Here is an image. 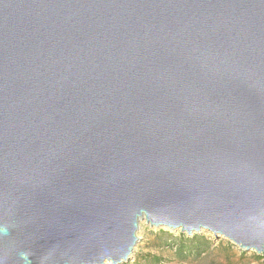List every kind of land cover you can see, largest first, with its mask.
<instances>
[{"label": "water", "instance_id": "1", "mask_svg": "<svg viewBox=\"0 0 264 264\" xmlns=\"http://www.w3.org/2000/svg\"><path fill=\"white\" fill-rule=\"evenodd\" d=\"M141 221L264 257V0H0V264Z\"/></svg>", "mask_w": 264, "mask_h": 264}, {"label": "rangeland", "instance_id": "2", "mask_svg": "<svg viewBox=\"0 0 264 264\" xmlns=\"http://www.w3.org/2000/svg\"><path fill=\"white\" fill-rule=\"evenodd\" d=\"M158 230H163L172 235L173 239H168L167 242L161 241L159 236L154 239L152 234ZM179 233V231L166 228H151L144 221H141L136 234L138 240L133 253L130 260L123 264H264V257L256 260L255 256L257 255L254 252L242 251L226 239L216 238L211 233L206 232L192 235H201L208 247L202 246V251L199 254L182 258L176 255L175 247L166 246L177 243L175 238L178 237ZM192 235H186V237Z\"/></svg>", "mask_w": 264, "mask_h": 264}, {"label": "trees", "instance_id": "3", "mask_svg": "<svg viewBox=\"0 0 264 264\" xmlns=\"http://www.w3.org/2000/svg\"><path fill=\"white\" fill-rule=\"evenodd\" d=\"M154 239L156 236H159L161 241H168V239H173L172 235L164 232L163 230H158L152 234ZM177 243H172L171 248L175 247V252L177 256L186 258L188 256H193L199 254L202 251V246L205 248L208 247V244L205 242V239L200 235H192L191 237H186L185 234L179 233L178 237L175 238ZM256 260L263 259V257L255 256Z\"/></svg>", "mask_w": 264, "mask_h": 264}]
</instances>
